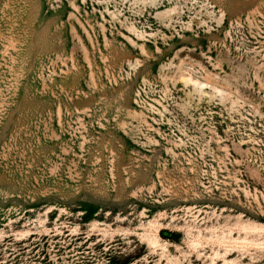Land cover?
I'll return each instance as SVG.
<instances>
[{
	"label": "rangeland",
	"instance_id": "374dc122",
	"mask_svg": "<svg viewBox=\"0 0 264 264\" xmlns=\"http://www.w3.org/2000/svg\"><path fill=\"white\" fill-rule=\"evenodd\" d=\"M0 264H264V0H0Z\"/></svg>",
	"mask_w": 264,
	"mask_h": 264
}]
</instances>
